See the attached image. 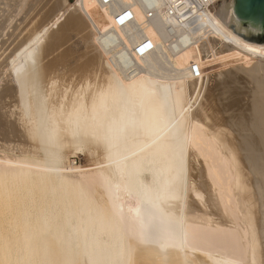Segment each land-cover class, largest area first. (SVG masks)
I'll return each mask as SVG.
<instances>
[{"label": "bare ground", "instance_id": "bare-ground-1", "mask_svg": "<svg viewBox=\"0 0 264 264\" xmlns=\"http://www.w3.org/2000/svg\"><path fill=\"white\" fill-rule=\"evenodd\" d=\"M69 1L0 0V173L39 181L54 175L44 169L59 167L62 193L76 212L70 222L62 217L43 235L35 217L33 227L25 228L27 209H20L19 253L14 250L13 259L264 264V46L244 42L214 16L222 3L232 0L219 2L203 29L169 45L160 24L145 23L139 4L133 7L132 27H115L113 13L130 0L112 7L101 6L99 0ZM34 7H40L33 13L37 19L42 12L41 18L36 23L33 16L35 27L28 30L32 24L26 16ZM61 12L67 19L58 22ZM17 18H26L27 26ZM73 36L79 44L62 49ZM142 40L156 48L139 58L133 46ZM130 64L133 69L120 67ZM193 64L201 70L198 79L191 76ZM216 65L214 75L204 73ZM90 67L98 78L74 79L77 71ZM41 68L49 71L38 74ZM189 97L199 103L192 107L204 121L202 128L186 129L187 199L178 202L172 199L173 187H165L173 175L170 152L145 149L125 161L128 167L118 168L105 159L93 133L106 134L127 102L138 115L156 116L158 144L165 146L173 107L179 101L178 110L186 109ZM27 129L36 133L35 140ZM144 139L131 141L129 147L135 150L133 145L142 146ZM46 148L57 154L56 165ZM77 154H84L87 163L70 168ZM133 161L142 167L130 176ZM98 163L107 166L100 169ZM101 172L113 185L111 194ZM126 186L149 189L158 197L156 207L129 196ZM81 191L86 194L83 202ZM82 208L92 209L91 214H80ZM60 234L63 239H54Z\"/></svg>", "mask_w": 264, "mask_h": 264}, {"label": "snow or ice", "instance_id": "snow-or-ice-1", "mask_svg": "<svg viewBox=\"0 0 264 264\" xmlns=\"http://www.w3.org/2000/svg\"><path fill=\"white\" fill-rule=\"evenodd\" d=\"M70 15V13H69ZM126 16H130L131 13H126ZM67 15L63 12L60 13L58 17V22L66 20ZM125 17L120 18V23H124ZM48 32V29H45L44 32L40 33L41 36L45 35ZM151 47V44L147 45ZM138 52L143 53L144 47L137 49ZM48 69L41 68L38 72L46 73ZM54 75H59L61 70H50ZM63 71H67L66 69ZM99 77V73L94 67H90L81 71H77L75 78L87 79L91 81L93 75ZM89 86L91 84L89 83ZM112 85L109 84V89L111 91ZM107 91L102 92L101 96L103 97L107 94ZM119 95L123 96V89L119 90ZM199 103L192 101L189 97V104L186 109L179 108V101L177 106L173 107L172 113L168 118L171 123L168 125L170 128V143L165 146L158 144L160 136L158 134L159 130L157 127V118L156 116L141 112L137 114L135 107H128L127 102L126 106L122 110L119 120H114L111 126L108 128L106 134L96 135L93 133L97 139L99 145L103 148V151L106 153L105 159L109 163H114L118 168L128 167L125 164V161H128L131 157H135L139 152L145 151V149L155 147L157 151H160L162 148L166 149L171 154V166L169 171L173 173L171 180H166L165 187H173L174 192L172 199L176 201H182L187 199V184H188V174L186 170V160L185 152L188 146L189 140L186 135V129L189 127H203L204 117L197 114L193 109L192 104ZM210 115L205 113V116ZM196 121V123H194ZM167 123V122H166ZM211 127V123H209ZM23 132V129H22ZM28 135H31L35 140L37 138L36 133L32 129H27ZM140 137H144L142 146L136 147L133 145L135 150H132L129 147L131 141L137 140ZM41 143L45 142L41 140ZM49 145L51 141H48ZM48 152V155L52 158L54 165L57 164V154L45 149ZM97 151H100L98 147ZM126 153V154H125ZM107 165L103 163H98L97 167L100 169L105 168ZM142 165L140 162L133 161L131 165V170L129 175L138 174ZM50 175L48 177L41 178L39 181L31 180L28 178H19L12 177L7 173H0V264H71L69 261H57L49 259H13V252L16 250L17 255L19 253V231L20 224L18 223V216L20 214V209H27L25 212V228L33 227V217H35L36 225L42 223L44 231L41 233L47 235L50 231V226L58 223L61 218L66 222H70L71 218L76 215L74 211L73 204L66 199L62 193V183L59 173L61 169L57 166L44 169ZM101 178L104 180V186L106 190L111 194L113 185L107 181L103 176V173H100ZM116 189H119V185L115 186ZM125 190L129 196H138L141 199L147 200L153 207H156V200L152 196V193L147 188H141L139 191L135 190L134 187L126 186ZM80 200L83 202L86 199V194L84 192L79 193ZM200 199L201 197H197ZM115 210V205H113ZM87 210L91 214L92 209L82 208L80 214ZM182 211L183 209H179ZM95 211L97 214H101L103 209L100 206H97ZM54 239H63V234H60ZM67 243L70 245L72 242V237L69 234L66 238ZM96 264H101L97 261ZM120 264H133L130 259H122ZM255 264V261H253Z\"/></svg>", "mask_w": 264, "mask_h": 264}, {"label": "built area", "instance_id": "built-area-1", "mask_svg": "<svg viewBox=\"0 0 264 264\" xmlns=\"http://www.w3.org/2000/svg\"><path fill=\"white\" fill-rule=\"evenodd\" d=\"M221 0H130L129 4L120 8L117 12L113 13V23L116 28L126 30L132 27L135 23L133 7L139 4L145 14V23L157 22L162 26L163 33L168 39L167 45L170 43H179L182 38L190 33L197 32L203 29V21L209 19L213 8ZM119 0H99V3L103 7H112L118 4ZM126 13H131L130 16H126ZM124 16V23H120V18ZM132 34L128 35V38H132ZM150 44L148 40H142L139 44L133 46L134 51L139 58L152 53L155 48ZM140 47H144V52L137 51ZM133 60V56L129 55ZM133 58V59H132ZM132 64L127 66H120L123 71L132 68ZM190 73L193 79H198L201 74V70L198 65L193 64L190 67Z\"/></svg>", "mask_w": 264, "mask_h": 264}, {"label": "water", "instance_id": "water-1", "mask_svg": "<svg viewBox=\"0 0 264 264\" xmlns=\"http://www.w3.org/2000/svg\"><path fill=\"white\" fill-rule=\"evenodd\" d=\"M214 16L236 37L264 46V0H232L221 4Z\"/></svg>", "mask_w": 264, "mask_h": 264}, {"label": "rangeland", "instance_id": "rangeland-1", "mask_svg": "<svg viewBox=\"0 0 264 264\" xmlns=\"http://www.w3.org/2000/svg\"><path fill=\"white\" fill-rule=\"evenodd\" d=\"M46 1H47V0H46ZM52 1H53V0H52ZM68 1H69V0H68ZM50 2H51V1H50ZM74 2H75V0H70V1H69V4H70V3L73 4ZM29 6H30V5H29ZM29 6H28V7H29ZM26 8H27V7H26ZM39 8H40V7H38V8H37V7H34V9L32 8V9L30 10L31 12L29 11V12L32 13V14H30V13L28 12V13H27L28 15L26 16V18H29L28 20H31V18H32L33 16H35V19H36V14H34V13H35L36 10L39 9ZM47 8H48V6H47ZM34 10H35V11H34ZM26 11H28V10L26 9ZM26 11L24 10L23 13L26 12ZM33 12H34V13H33ZM43 12H44V11H43ZM23 13L21 14L20 18H23L22 15H25V14H23ZM36 13H38V11H37ZM41 13H42V12H39V14H37V15H38V16H37V19L39 18V20H40V18H41V17H40V16H41ZM29 15H30V16H29ZM28 16H29V17H28ZM20 18H17V21H18V23H19L20 21H22V22H21V23H22L21 26H23V27H26V26H27V25L24 26V25H23V22H24L25 24L28 23V25H30L29 22L32 24L31 27H28V26H27L28 30H32V29L35 27V23H34V22H36V23L38 22L37 19H36V21H35L34 17L32 18V20H33L34 22H33L32 20H31V21H28L26 18H24L23 20H25V19H26V20L23 21V20L20 19ZM19 20H20V21H19ZM27 21H28V22H27ZM26 22H27V23H26ZM18 23H17V24H18ZM27 28H26V29H27ZM29 28H30V29H29ZM19 30H20V29H19ZM28 30H27V31H28ZM25 32H26V30H25ZM75 38H76V36H75V37L73 36L72 38H70L71 41H70V39H69V40L67 41L66 45H64L65 47L63 46L62 49H63V48H67V46H69L68 48H70V47L72 46L71 44H73V43H74V44H73L74 46H77V45L79 44V43H78L79 39H77V38L75 39ZM72 39H73L74 41H73ZM75 40H76V41L78 40V41L75 42ZM68 42H69V44H68ZM72 42H73V43H72ZM79 42H80V41H79ZM70 43H71V44H70ZM75 43H77V44H75ZM67 44H68V45H67ZM72 47H73V46H72ZM62 49H61V50H62ZM218 68H219V65H218V66L216 65V66H214L213 68H212V67H209V68H207V69L205 68V69H204V73L209 74V75H214V74H212V72L216 71V69L218 70ZM212 85H213V84H212ZM210 86H211V84H210ZM85 157H86V156H85L84 154H77L76 157L71 158V159H70V162H69L70 168H77V167L84 166V165L87 163V161H86L87 158H85Z\"/></svg>", "mask_w": 264, "mask_h": 264}]
</instances>
